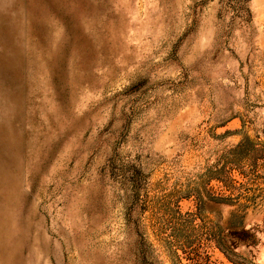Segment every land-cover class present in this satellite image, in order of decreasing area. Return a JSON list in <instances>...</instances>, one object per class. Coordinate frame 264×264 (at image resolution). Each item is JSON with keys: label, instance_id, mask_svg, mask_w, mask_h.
I'll use <instances>...</instances> for the list:
<instances>
[{"label": "rangeland", "instance_id": "374dc122", "mask_svg": "<svg viewBox=\"0 0 264 264\" xmlns=\"http://www.w3.org/2000/svg\"><path fill=\"white\" fill-rule=\"evenodd\" d=\"M0 264H264V0H0Z\"/></svg>", "mask_w": 264, "mask_h": 264}]
</instances>
